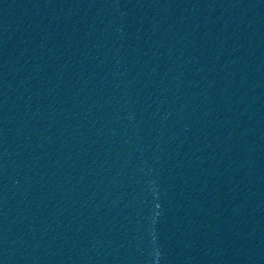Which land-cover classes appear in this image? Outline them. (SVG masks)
I'll list each match as a JSON object with an SVG mask.
<instances>
[{
	"label": "water",
	"instance_id": "1",
	"mask_svg": "<svg viewBox=\"0 0 264 264\" xmlns=\"http://www.w3.org/2000/svg\"><path fill=\"white\" fill-rule=\"evenodd\" d=\"M0 264H264V0H0Z\"/></svg>",
	"mask_w": 264,
	"mask_h": 264
}]
</instances>
